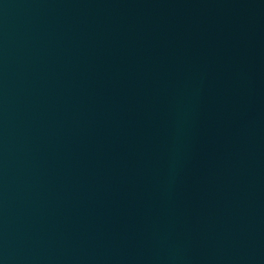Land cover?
<instances>
[{"label": "water", "instance_id": "water-1", "mask_svg": "<svg viewBox=\"0 0 264 264\" xmlns=\"http://www.w3.org/2000/svg\"><path fill=\"white\" fill-rule=\"evenodd\" d=\"M19 264H264V0H0Z\"/></svg>", "mask_w": 264, "mask_h": 264}]
</instances>
